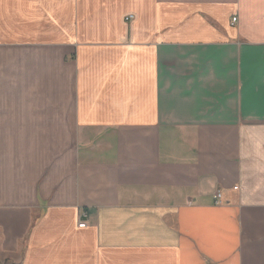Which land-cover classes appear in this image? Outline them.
<instances>
[{"label": "crops", "instance_id": "1", "mask_svg": "<svg viewBox=\"0 0 264 264\" xmlns=\"http://www.w3.org/2000/svg\"><path fill=\"white\" fill-rule=\"evenodd\" d=\"M0 264H264V0H0Z\"/></svg>", "mask_w": 264, "mask_h": 264}, {"label": "built area", "instance_id": "2", "mask_svg": "<svg viewBox=\"0 0 264 264\" xmlns=\"http://www.w3.org/2000/svg\"><path fill=\"white\" fill-rule=\"evenodd\" d=\"M131 17H132V16H131ZM232 20H233V23L236 22V21H237V17H234ZM234 188H235V189H238V186H235ZM221 197H222V191H221V190H218V191L215 193V195H214V198H215L216 202H218L219 199H221ZM86 224H87V223H86L85 221H80V223H79L80 227H85Z\"/></svg>", "mask_w": 264, "mask_h": 264}]
</instances>
